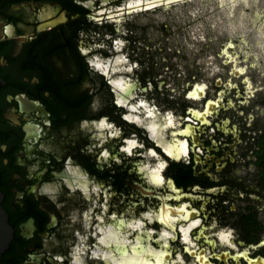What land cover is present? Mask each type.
Wrapping results in <instances>:
<instances>
[{
  "label": "flooded vegetation",
  "instance_id": "af4514ba",
  "mask_svg": "<svg viewBox=\"0 0 264 264\" xmlns=\"http://www.w3.org/2000/svg\"><path fill=\"white\" fill-rule=\"evenodd\" d=\"M99 1L0 0V264H264V82L232 68L175 100ZM117 40L134 108L99 62ZM128 207L134 247L116 238Z\"/></svg>",
  "mask_w": 264,
  "mask_h": 264
},
{
  "label": "rangeland",
  "instance_id": "374dc122",
  "mask_svg": "<svg viewBox=\"0 0 264 264\" xmlns=\"http://www.w3.org/2000/svg\"><path fill=\"white\" fill-rule=\"evenodd\" d=\"M146 1L149 0H100L96 12L107 11L106 17L118 32L126 20L135 34L144 37L150 57L160 71L156 77L160 90L168 88L171 90L168 94H174L175 100L181 99V92L189 85L204 83L209 88L214 76L228 78L227 73L232 68L242 69V77L264 82V0H179L164 6L157 2V8L123 17L124 8ZM170 1L175 0L162 3ZM115 46L114 57L99 61L104 68L102 73L108 71L106 77L115 95L121 89L122 92L125 88L129 90L121 105L134 108L144 101H141L132 66L122 52V43L117 40ZM81 49L85 50L84 54L88 50ZM209 92L212 94V90ZM116 103L119 105L118 101ZM129 210L130 207L123 215L132 220L127 225L128 230L116 238L119 241L120 237L125 246L134 247L138 226L134 221L136 215ZM145 226L143 222V231L148 229ZM145 246L158 253L156 247ZM178 264L187 263L181 259Z\"/></svg>",
  "mask_w": 264,
  "mask_h": 264
},
{
  "label": "water",
  "instance_id": "95a60500",
  "mask_svg": "<svg viewBox=\"0 0 264 264\" xmlns=\"http://www.w3.org/2000/svg\"><path fill=\"white\" fill-rule=\"evenodd\" d=\"M177 1L178 0L170 1V2H166V3H162L163 0L146 1L143 3H139V4H135V5H131L129 7H126V9L124 8L123 11L125 14H129L133 10H146V9L151 8V7L157 6L156 5L157 2H160V4H158V5L164 6V5H169V4L177 2ZM147 5H148V7H146ZM2 84H6V83H4L0 80V85H2ZM1 198H2V195L0 194V200H1ZM11 233H12V230L8 226L7 221H6V214L4 213V211L0 207V255L8 247V243L11 240Z\"/></svg>",
  "mask_w": 264,
  "mask_h": 264
},
{
  "label": "bare ground",
  "instance_id": "6f19581e",
  "mask_svg": "<svg viewBox=\"0 0 264 264\" xmlns=\"http://www.w3.org/2000/svg\"><path fill=\"white\" fill-rule=\"evenodd\" d=\"M200 90V89H199ZM203 91V90H202ZM196 94V93H195Z\"/></svg>",
  "mask_w": 264,
  "mask_h": 264
}]
</instances>
